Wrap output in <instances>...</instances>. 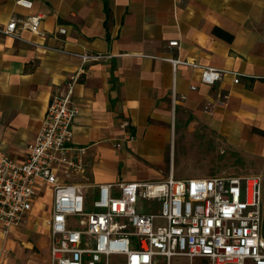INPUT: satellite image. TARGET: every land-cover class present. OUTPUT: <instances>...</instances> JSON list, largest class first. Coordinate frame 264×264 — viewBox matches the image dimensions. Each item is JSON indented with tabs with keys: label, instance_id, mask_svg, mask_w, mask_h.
<instances>
[{
	"label": "crops",
	"instance_id": "crops-1",
	"mask_svg": "<svg viewBox=\"0 0 264 264\" xmlns=\"http://www.w3.org/2000/svg\"><path fill=\"white\" fill-rule=\"evenodd\" d=\"M28 1L0 0V28L18 21L0 33V158L24 161L51 98L68 95L84 172L67 183L259 175L264 237V0ZM34 15L38 31L22 29ZM176 59L241 77L204 85ZM52 202L41 186L20 226L0 224V264H49Z\"/></svg>",
	"mask_w": 264,
	"mask_h": 264
},
{
	"label": "built area",
	"instance_id": "built-area-1",
	"mask_svg": "<svg viewBox=\"0 0 264 264\" xmlns=\"http://www.w3.org/2000/svg\"><path fill=\"white\" fill-rule=\"evenodd\" d=\"M16 4L32 8L28 0ZM41 19L26 16L21 28L36 33ZM17 23L11 21L0 33L13 35ZM58 33L65 35L66 30ZM73 55L83 61L109 58ZM172 63L200 70V82L208 86L223 74L231 75L234 83L241 77L178 59ZM78 114L68 95L53 96L25 160L0 158V224L6 230L23 223L38 188L48 186L53 193L46 221L49 264H170L172 257L190 262L201 258L208 264H264L259 175L184 180L169 175L157 182L99 184L88 192L66 181L84 172L83 150L71 147ZM149 203L155 204L157 213L137 209L138 204Z\"/></svg>",
	"mask_w": 264,
	"mask_h": 264
},
{
	"label": "rangeland",
	"instance_id": "rangeland-1",
	"mask_svg": "<svg viewBox=\"0 0 264 264\" xmlns=\"http://www.w3.org/2000/svg\"><path fill=\"white\" fill-rule=\"evenodd\" d=\"M48 206H49V202H47L46 207H44L42 210H48ZM152 206L154 208H152ZM137 209L138 210H144L145 209L146 211H147V209H150V210H153L152 213H157V210L155 208V204L154 203L138 204ZM43 216H42V212H41V220H42ZM42 231L43 230H42V227H41V234H43ZM113 261H116V259H113ZM41 264H47V258L44 260L41 257ZM170 264H208V261L206 259L195 258L193 261L190 262V260L188 258L172 257L171 260H170Z\"/></svg>",
	"mask_w": 264,
	"mask_h": 264
}]
</instances>
